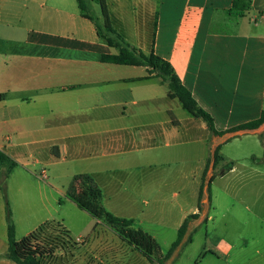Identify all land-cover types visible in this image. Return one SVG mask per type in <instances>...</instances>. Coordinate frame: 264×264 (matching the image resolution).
Here are the masks:
<instances>
[{"label":"crops","instance_id":"0c3cea01","mask_svg":"<svg viewBox=\"0 0 264 264\" xmlns=\"http://www.w3.org/2000/svg\"><path fill=\"white\" fill-rule=\"evenodd\" d=\"M22 1L0 0V149L16 163L10 173L6 166L0 171V264H17L6 256L7 201L17 240L49 221L66 228L72 243L62 241L58 250L65 256L55 264H64V258L67 264H153L123 239L121 245L110 239L100 229L104 220L67 197L76 176H88L102 193L103 207L117 217L128 214L124 219L133 226L136 214L160 210L159 222L178 235L193 215L191 242L169 264H264V185L253 205L258 213L250 211L253 222L228 227L226 235L209 230L212 210L240 216L248 209L227 202L228 186L214 191L217 180L229 184L230 176L250 173L264 179V124L223 136L211 133L202 120L184 116L178 100L168 97L167 84L148 77L146 67L103 63V54L118 50L98 38L89 20L80 15L65 28L46 30L24 26ZM106 2L117 32L132 47L169 62L218 131L260 118L264 0H252L243 16L230 12L234 0ZM244 136L254 138L233 144ZM217 149L222 159L214 166ZM205 172L208 181L215 177L200 199ZM220 197L223 204L217 203ZM146 217L154 222L157 215ZM203 223L199 251L187 252ZM141 230L158 243V231ZM39 242L52 248L57 239L47 233ZM159 246L162 254L168 251ZM56 255L47 253L44 262Z\"/></svg>","mask_w":264,"mask_h":264},{"label":"trees","instance_id":"16d2710c","mask_svg":"<svg viewBox=\"0 0 264 264\" xmlns=\"http://www.w3.org/2000/svg\"><path fill=\"white\" fill-rule=\"evenodd\" d=\"M93 4H97L100 8V14L92 13L87 0H77L81 17L89 20L94 26L98 38L110 48L118 50L117 54H103L101 61L116 65L142 66L148 70V77L159 79L168 86V97L179 101L183 109L192 117L202 120L208 127L209 131L218 136L241 131L255 130L264 124V111L260 118L252 122L240 125L236 128L220 132L215 128L213 117L205 111L194 99L191 92L187 90L180 78L175 73L172 65L157 56L153 52L146 54L141 50L132 47L125 41L121 34L114 28L109 13L106 0H90ZM252 0H234L231 13L243 16L251 7ZM219 150H216L214 158V166L222 159ZM211 161H208V164ZM16 163L0 149V171L3 167H7L10 173ZM230 164L227 169L230 168ZM215 176L207 182V175L202 178L200 188V199L203 194L204 186L210 192L211 183ZM74 192L69 197L83 211L89 213L93 218L104 220L111 228H113L129 246L140 252L150 263L169 264L173 261L184 247L191 242V235H188L189 222L194 216H189L183 222L178 230L177 239L165 254H162L159 244L155 239L141 229H134L133 220L124 219L108 212L102 205V193L100 189L93 185L92 180L88 176H76L73 180ZM80 187V191L76 193V189ZM7 229L9 247L6 256L17 264H45L44 257L47 253H53V247L48 248L39 242L40 236L45 234L54 235L56 231L62 237L59 238L66 243H72L69 232L63 225L57 221H49L42 224L37 230L28 236L17 240L15 236V225L12 219L10 205L6 203Z\"/></svg>","mask_w":264,"mask_h":264},{"label":"rangeland","instance_id":"374dc122","mask_svg":"<svg viewBox=\"0 0 264 264\" xmlns=\"http://www.w3.org/2000/svg\"><path fill=\"white\" fill-rule=\"evenodd\" d=\"M90 9L93 14L97 15L98 11L94 8V4L87 0ZM21 12H23L24 17V26H32L33 28H44L45 30L47 28H55L56 24L60 25V27H66L69 26L74 20V18H79L80 16V10L78 7L77 0H23L21 3ZM97 6V5H96ZM98 7V6H97ZM32 16V18H28L26 16ZM1 24V20H0ZM68 24V25H67ZM1 26V25H0ZM23 28V26H22ZM176 104H178L180 110L183 112L184 116H187L189 118H192V116L187 113L181 106V104L178 101H175ZM254 137L250 136H244L239 137V139L233 141V144L238 143L239 141H245V140H252ZM225 137L222 138L224 140ZM169 168H176L175 166H170ZM229 181L227 184V181L225 180H217L216 183H214V191L216 189L220 190L223 188V186H228L232 190V196L228 199V203H237L241 202L243 207L246 206L248 209L243 210V212L240 214V216L234 215V210L231 212H217L212 210L211 216L214 218V223H211L209 226V230L211 233L214 234H220V235H226V233H229L230 230H227L228 227H233L234 229L244 228L245 224L253 222L256 217L254 214H252L250 211L255 210L258 213V210L255 209L254 202L258 199V195L261 194V192H257L262 188V185H264V179L261 177H257L254 175V173L245 174L243 177L240 178H234V176H230ZM209 180V177L207 178V181ZM227 180V179H226ZM73 183V182H72ZM80 191V187H78L76 193ZM172 193L173 190L167 191V198L169 200H172ZM69 195L67 194V197ZM206 196V193H205ZM227 200V199H226ZM225 202V199L223 197H220L219 200H217L218 204H223ZM219 207V206H218ZM219 210L220 207H219ZM144 215H140L139 213L136 214L134 217L137 220V223L135 222V225L133 226L135 229H146L147 231H153L154 233H159V236L157 237L158 243L161 245L163 251H167L170 246L172 245V242L177 237V231L176 229L166 223H160V210H143ZM157 215L156 221L152 222L149 220L146 215ZM122 218H129V216H126L128 214H119ZM239 217L241 220H239ZM242 224H239L241 223ZM244 223V224H243ZM100 225L101 230L108 231V235L110 239H113L114 242L121 245L122 239L118 237L114 233V231L106 225ZM206 223L202 224V228L198 231H195L198 233L197 242L187 250V252H194L199 251V247L201 245V238L202 235L205 233V226ZM107 226V227H106ZM109 228V229H108ZM197 229V226L195 227ZM100 230V231H101ZM72 231L77 233L76 228L73 227ZM49 232H54L55 237H62L60 234H58L56 231L50 230ZM194 232V233H195ZM60 239V238H59ZM61 240V239H60ZM62 240L59 242L57 241L56 244L53 246V253L57 251L56 257H54L50 262H44L45 264H53L52 262L57 263L59 260V256L62 255L58 249H61L62 247ZM59 251V252H58ZM65 255H62L63 257ZM56 258V259H55ZM67 258V256H66ZM54 260V261H53ZM68 261V259L64 258V264ZM67 264V263H66Z\"/></svg>","mask_w":264,"mask_h":264},{"label":"built area","instance_id":"2783aa9c","mask_svg":"<svg viewBox=\"0 0 264 264\" xmlns=\"http://www.w3.org/2000/svg\"><path fill=\"white\" fill-rule=\"evenodd\" d=\"M42 178H44V179H46V178H47V174H46V172H45V171L42 173Z\"/></svg>","mask_w":264,"mask_h":264}]
</instances>
